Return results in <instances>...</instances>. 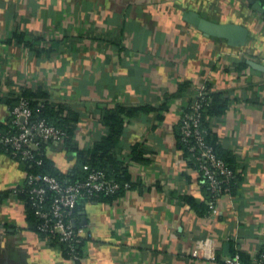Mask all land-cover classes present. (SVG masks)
<instances>
[{"label":"crops","instance_id":"0c3cea01","mask_svg":"<svg viewBox=\"0 0 264 264\" xmlns=\"http://www.w3.org/2000/svg\"><path fill=\"white\" fill-rule=\"evenodd\" d=\"M188 13L247 35L207 34ZM36 38L40 51L21 42ZM206 84L228 101L211 133L239 175L215 212L178 142L181 113ZM25 88L80 113L73 146L45 143L63 176L75 174V147L107 134L103 108L152 109L128 117L113 150L135 184L77 209L76 225L91 235L79 262L35 230L16 192L24 164L0 150V264H222L234 251L253 258L264 247V13L248 0H0V124L11 115L4 98ZM135 145L147 161L133 157Z\"/></svg>","mask_w":264,"mask_h":264},{"label":"built area","instance_id":"2783aa9c","mask_svg":"<svg viewBox=\"0 0 264 264\" xmlns=\"http://www.w3.org/2000/svg\"><path fill=\"white\" fill-rule=\"evenodd\" d=\"M200 90H195L197 96ZM204 106V101L196 96L193 102L187 104L180 117V135L207 182L211 193L209 208L215 212L225 183L236 177V171L216 154L213 145L206 140L207 130L202 128ZM10 112L12 119L6 123L9 128L6 131L0 130V147L4 153L22 160L33 159L40 164L41 160L36 159V154L41 149V141H64L66 133L63 129L45 118H33L28 99L21 97L18 105ZM84 168L88 170L86 178L76 182L41 173L27 172L25 176L30 186L31 199L43 219L41 230L46 233L48 240L57 237L60 243H64L70 259L74 261L83 258L76 253V246L83 244L85 250L90 238L86 227L74 224L76 207L83 198L88 201L98 200L101 192L114 194L120 189V184L108 177L105 171L92 170L87 165ZM49 192L53 194L50 197ZM222 264L246 263L241 253L234 251L224 257ZM252 264H264V252L256 253Z\"/></svg>","mask_w":264,"mask_h":264},{"label":"trees","instance_id":"16d2710c","mask_svg":"<svg viewBox=\"0 0 264 264\" xmlns=\"http://www.w3.org/2000/svg\"><path fill=\"white\" fill-rule=\"evenodd\" d=\"M262 5H264V0H259ZM42 39H35L32 42L23 41L24 44H27L31 49L40 51ZM246 67V63L240 62L238 63V69H243ZM183 86V85H182ZM195 96L198 99H201L205 103V111L203 112L202 116V128L207 130L206 140L208 143H211L214 147L216 154L222 158L230 168L234 171V166L230 160V154L226 151H223L219 145L215 142V137L211 133V118L214 116H219L227 108L228 101L224 97L223 92L220 90H216L210 84H206L203 86L197 96V93H194V96L191 98L189 103L194 101ZM24 97L30 101V106L33 110L34 119L37 118H45L49 123L54 124L55 126L63 129L66 133L64 138V142L68 145L73 146V134L74 129L80 119L79 111L73 109L71 106L67 105L63 102H50L48 100V95L41 92H34L27 88L22 89V91L15 95H10L4 98V102L10 106V111L18 105L20 98ZM170 98V96H169ZM203 98V99H202ZM152 109L149 105H140V106H128L125 104H116L114 107L103 108L101 111V121L107 127V134L96 140L92 143L90 147H86L85 149H79L77 147L76 150L78 151V164L76 166L75 174L69 176H63L59 174V172L54 168L52 162L49 161L46 157L45 152V143L49 141H41V149L37 151L36 159L41 160V163L38 164L33 159L29 160H22L20 158H16L24 164L26 173H41V174H48L57 177L58 179H70L72 182L84 180L87 176L88 170L84 168L85 165L89 166L92 170H103L105 171L106 175L110 178H113L120 184V189L116 191L114 194H106L100 193L98 197V201H110L115 197L121 195L124 191L131 188L135 182L133 181L128 168L121 165L120 161H117L113 157V150L118 144V141L126 127L128 117H136L141 112H147ZM12 117L8 120L11 121ZM8 125L6 123L0 124V130L6 131L8 129ZM52 141V140H50ZM178 142L180 148L184 149L187 153L190 154L186 145L181 141L180 135V122H179V135H178ZM0 150L4 152L3 148L0 147ZM145 149L138 147V145L133 146L132 148V155L134 158L140 161H147V159L143 158ZM191 155V154H190ZM194 160V159H193ZM194 164L199 171L198 164L194 160ZM239 175L236 173V177L234 179H230L225 183V187L223 192L227 190H231L235 192V189L238 186V178ZM30 186L27 185V181L25 179V184L22 187H19L16 192L20 194L26 201L29 217L34 222L35 230L43 237H46V233L41 230V225L43 223V219L37 213V207L34 205L33 200L31 199L29 193ZM209 191V199L211 198V193ZM52 192H49L48 197L52 196ZM86 199L83 198L82 201L78 204L75 210V214L77 213L78 207L84 202ZM207 210L209 211V204L207 205ZM88 234H90L88 232ZM91 236V235H90ZM91 239V237L89 238ZM49 242L52 244L53 247L60 248L64 256L70 258L67 247L64 243H60L57 237H50ZM83 244H79L76 246V253L81 257L84 256V248ZM260 252H264V247L260 249ZM242 260L246 264H252V258H249L241 253ZM81 259L75 260L76 262L80 261Z\"/></svg>","mask_w":264,"mask_h":264},{"label":"water","instance_id":"95a60500","mask_svg":"<svg viewBox=\"0 0 264 264\" xmlns=\"http://www.w3.org/2000/svg\"><path fill=\"white\" fill-rule=\"evenodd\" d=\"M252 6L264 13V5L259 0H248ZM188 19L194 22L198 27L205 31L207 34H211L214 36H224L229 38L230 40H243L247 35V30L240 25H236L233 23H217L206 19L204 17H200L195 13H188ZM76 225V222H74ZM229 244H227V248Z\"/></svg>","mask_w":264,"mask_h":264}]
</instances>
